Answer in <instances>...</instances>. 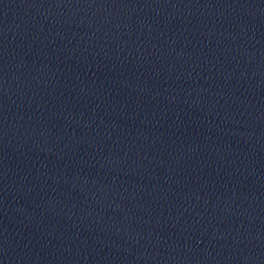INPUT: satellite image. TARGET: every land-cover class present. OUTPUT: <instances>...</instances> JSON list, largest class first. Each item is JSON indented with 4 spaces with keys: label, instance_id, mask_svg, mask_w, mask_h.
I'll return each mask as SVG.
<instances>
[{
    "label": "water",
    "instance_id": "water-1",
    "mask_svg": "<svg viewBox=\"0 0 264 264\" xmlns=\"http://www.w3.org/2000/svg\"><path fill=\"white\" fill-rule=\"evenodd\" d=\"M264 147V0H0V264H181Z\"/></svg>",
    "mask_w": 264,
    "mask_h": 264
}]
</instances>
